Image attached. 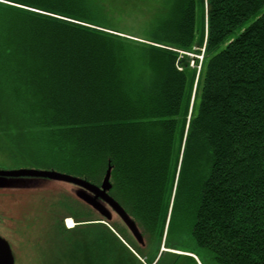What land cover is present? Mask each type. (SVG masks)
I'll return each mask as SVG.
<instances>
[{
  "label": "trees",
  "instance_id": "trees-1",
  "mask_svg": "<svg viewBox=\"0 0 264 264\" xmlns=\"http://www.w3.org/2000/svg\"><path fill=\"white\" fill-rule=\"evenodd\" d=\"M200 1L202 22L195 0L124 22L97 0H0V150L100 188L111 172L108 196L141 238L115 213L58 205L82 226L63 241L100 264L121 237L155 263L179 212L216 263L264 261V0Z\"/></svg>",
  "mask_w": 264,
  "mask_h": 264
},
{
  "label": "rangeland",
  "instance_id": "rangeland-1",
  "mask_svg": "<svg viewBox=\"0 0 264 264\" xmlns=\"http://www.w3.org/2000/svg\"><path fill=\"white\" fill-rule=\"evenodd\" d=\"M107 13L115 17H122L124 22H152L157 18V14L161 11L164 13V6L160 0H97ZM196 6V22H202V6L200 0H195ZM160 10V11H159ZM159 11V12H158ZM264 14V8L260 11L259 16ZM247 25L254 22V19L248 21ZM201 37L198 27L197 38ZM193 57V55H191ZM202 61V57H199ZM192 67L195 66L191 63ZM2 141V140H0ZM2 148V147H1ZM3 150V149H2ZM0 150V214L15 219L12 233L10 236L14 242L13 257L17 260L16 264H46L42 259H46L49 264H55L58 259V253L61 251V245H64L63 227H67L68 220H73L75 229L77 222L71 217L65 208H58L59 203L67 194L64 188L70 187L69 183L56 182L53 180H41L39 178H31V180H39L40 185L49 183L56 185V189L46 190L37 189L32 192H21L14 190L13 185L17 181L29 180L7 175L15 173L24 167L22 161L15 156L11 158L9 151ZM7 173V174H3ZM48 185V184H46ZM9 186V187H8ZM50 186V185H48ZM74 188L82 190L81 187L74 185ZM63 190V191H62ZM88 190V189H86ZM89 191V190H88ZM84 195H91L93 191L85 192ZM69 194V193H68ZM67 194V195H68ZM70 195V194H69ZM87 195V196H88ZM72 198L76 199L72 195ZM79 203L78 201H76ZM80 204V203H79ZM83 207L84 204H81ZM86 207V206H85ZM66 211V212H65ZM84 224L80 223L79 225ZM58 225H61L62 231ZM74 227V224H73ZM119 236V235H118ZM149 248V247H148ZM168 248V249H167ZM133 254L137 258L143 257L131 248ZM149 249L143 251L146 255ZM151 252L155 250V245L150 246ZM44 251V253H43ZM62 252V251H61ZM154 253V251H153ZM120 255V258H119ZM61 256V253H60ZM148 256V255H147ZM66 259L69 255H65ZM60 259V258H59ZM63 259V257H62ZM129 264H135V258L123 249H118L111 262L107 264H121L120 260H125ZM94 264H100L98 259H93ZM196 262V263H195ZM105 263V264H106ZM147 264V261L145 262ZM154 264H218L213 259V255L205 248L199 247L192 235L190 234V221L187 214L176 213L173 216L171 226L166 229L164 242L161 246L160 255Z\"/></svg>",
  "mask_w": 264,
  "mask_h": 264
},
{
  "label": "water",
  "instance_id": "water-1",
  "mask_svg": "<svg viewBox=\"0 0 264 264\" xmlns=\"http://www.w3.org/2000/svg\"><path fill=\"white\" fill-rule=\"evenodd\" d=\"M7 174V173H3ZM111 172L109 171L107 173V176L100 187H96L93 185H90L89 183L82 181L80 179L74 178L72 176H68L56 171H46V170H37V169H22L20 171H17L15 173L7 174L12 175L14 177L23 178V179H29V180H21L17 181V184L13 185L12 188L14 190H19L21 192H32L36 191L37 189H46V190H55L56 185H51L49 183H46L44 185H40L39 180H31V178H39L41 180H48L53 182L59 180L58 182H65L69 183L70 187L64 188L63 190H67V194L69 193L76 199L72 198L69 194L68 196L71 197L73 200L78 201L80 204H84L85 206L89 207L93 210L94 214H96L98 217L103 219L105 222H110L116 219L118 216L122 221H124L128 228L131 230V232L137 237H140L139 229L136 227V225L130 220V218L126 215V213L123 211V209L114 202L109 196L108 191L111 188L110 185V175ZM74 185L79 186L82 188V190H79L74 188ZM6 187V185H3ZM3 186H0L3 188ZM9 187V186H8ZM93 191L91 195H84L85 192ZM62 190V191H63ZM115 213V215L113 214ZM105 222H103L105 224ZM5 242L0 239V252L2 253V264H13L11 258H9L6 255V247Z\"/></svg>",
  "mask_w": 264,
  "mask_h": 264
},
{
  "label": "flooded vegetation",
  "instance_id": "flooded-vegetation-1",
  "mask_svg": "<svg viewBox=\"0 0 264 264\" xmlns=\"http://www.w3.org/2000/svg\"><path fill=\"white\" fill-rule=\"evenodd\" d=\"M22 168H27V167H22ZM14 222H15L14 218L6 217L3 214H0V239H2L5 242L4 244L6 247V255L9 258H11L13 264H16L17 260L12 255L14 254L13 253L14 252V245H13L14 242H13L12 237L10 236V234L12 233V229L14 228L13 227ZM58 227L62 231L61 225H58ZM107 227L111 231H114V229L110 225H107ZM64 235L67 236V234H64ZM121 240H122L121 246L118 245L120 249L123 251L124 247H126L127 250L132 251L131 247L124 241L122 237H121ZM112 246L113 245H108V244L105 245V247H107L105 255L108 256L107 261H110V262H111V257H112ZM61 251H60L61 256H60V253H58V259L56 260L55 264H94L93 259L95 260L96 253L93 249V245L64 242V245H61ZM65 255H69V258L66 259ZM2 258H3L2 253L0 252V264L3 263ZM135 259H136L135 264H145V262L148 260L146 258L142 260V258H137V257ZM42 261H45L46 264H49L44 258L42 259ZM120 261H121L120 262L121 264H129L128 262H126V259L123 261L122 260Z\"/></svg>",
  "mask_w": 264,
  "mask_h": 264
},
{
  "label": "snow or ice",
  "instance_id": "snow-or-ice-1",
  "mask_svg": "<svg viewBox=\"0 0 264 264\" xmlns=\"http://www.w3.org/2000/svg\"><path fill=\"white\" fill-rule=\"evenodd\" d=\"M6 2H7V0H6ZM165 2H167V0H160L161 4H163ZM20 7H21V10L24 12L31 11V9H29L26 4L21 5ZM115 35H121L123 37V33L109 32V36H115ZM135 49H136L135 45L127 44L125 42L122 45V47L117 50L116 56L121 61L123 66L127 67L130 65V61L132 60V58L134 56ZM262 264H264V261H262Z\"/></svg>",
  "mask_w": 264,
  "mask_h": 264
},
{
  "label": "bare ground",
  "instance_id": "bare-ground-1",
  "mask_svg": "<svg viewBox=\"0 0 264 264\" xmlns=\"http://www.w3.org/2000/svg\"><path fill=\"white\" fill-rule=\"evenodd\" d=\"M73 224H74V227H73ZM67 225H68V228H69V226H70L69 229H71V228H72V229L75 228V223L73 222V220H68Z\"/></svg>",
  "mask_w": 264,
  "mask_h": 264
},
{
  "label": "crops",
  "instance_id": "crops-1",
  "mask_svg": "<svg viewBox=\"0 0 264 264\" xmlns=\"http://www.w3.org/2000/svg\"><path fill=\"white\" fill-rule=\"evenodd\" d=\"M72 229V228H71Z\"/></svg>",
  "mask_w": 264,
  "mask_h": 264
}]
</instances>
